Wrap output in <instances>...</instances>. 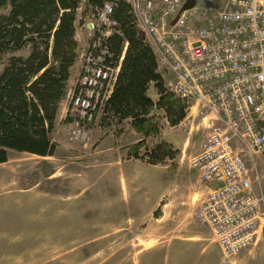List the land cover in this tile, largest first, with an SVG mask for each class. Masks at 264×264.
<instances>
[{
  "label": "built area",
  "instance_id": "obj_1",
  "mask_svg": "<svg viewBox=\"0 0 264 264\" xmlns=\"http://www.w3.org/2000/svg\"><path fill=\"white\" fill-rule=\"evenodd\" d=\"M150 43L168 91L188 105L181 123L206 127L191 168L208 187L198 220L222 253L237 254L257 241L264 192L257 154L264 153V0H125ZM118 0L77 8L86 41L68 91L64 120L72 143L88 141L110 97L123 54L106 61L104 41L116 31ZM76 61V62H77Z\"/></svg>",
  "mask_w": 264,
  "mask_h": 264
},
{
  "label": "rangeland",
  "instance_id": "obj_2",
  "mask_svg": "<svg viewBox=\"0 0 264 264\" xmlns=\"http://www.w3.org/2000/svg\"><path fill=\"white\" fill-rule=\"evenodd\" d=\"M77 35L82 47V26ZM193 112L192 125L167 123V139L180 152L158 166L101 164L104 136L94 126L88 141L54 156L10 151L0 164V264H264V220L254 244L227 256L197 218L207 185L189 158L206 127H197ZM53 132L61 142L69 137L67 126ZM118 140L134 138L125 132ZM255 158L264 192V153Z\"/></svg>",
  "mask_w": 264,
  "mask_h": 264
},
{
  "label": "trees",
  "instance_id": "obj_3",
  "mask_svg": "<svg viewBox=\"0 0 264 264\" xmlns=\"http://www.w3.org/2000/svg\"><path fill=\"white\" fill-rule=\"evenodd\" d=\"M82 1L0 0V164L13 150L56 153L59 144L52 133L79 56ZM113 17L116 31L104 41L106 61L115 65L127 46L113 91L88 128L96 127L103 136L131 133L128 158L164 164L180 152L165 137V126L180 124L188 105L168 91L154 50L125 0L116 2ZM152 83L156 101L148 93ZM154 215L159 217L158 209Z\"/></svg>",
  "mask_w": 264,
  "mask_h": 264
},
{
  "label": "crops",
  "instance_id": "obj_4",
  "mask_svg": "<svg viewBox=\"0 0 264 264\" xmlns=\"http://www.w3.org/2000/svg\"><path fill=\"white\" fill-rule=\"evenodd\" d=\"M77 65H78V61L76 62L75 66L73 68L72 78H73V76H74V74L76 72V69L78 68ZM163 75H164L165 79H167V73L163 72ZM72 78H71V82H72ZM148 93L152 97L153 100H155V101L158 100L159 95H158L157 91L155 90V87H154L153 83L150 85ZM67 103H68V94L62 100V102L60 104L58 115H57L56 127L58 125H61L62 127L66 126V124L64 122V117H65V111H66ZM62 131H65V129H63ZM122 135L123 134L116 136V135L113 134V136L116 138L114 143H112L113 141L109 140L110 135H106V136H104V138H102V140L100 141V144H99V153H100V157H101V164H105V165L112 164V165H117V166H120V165L124 166V165L130 164V163H139V162L143 163V161L140 160V159L128 158V155H127L128 144H122L118 140L119 137H122ZM164 135L167 138V124H166L165 129H164ZM52 136H53V139L57 143H62V145H58L57 146V151H58L59 148H63L65 150H69V148H70V144L69 143H72V142L68 141L67 138L63 142L58 141L56 139V137L54 136V132H53ZM132 141H131V143H132ZM199 149H200V146H199L198 150ZM147 165H152V164H148L147 163ZM158 165H160V164H156L154 166H158ZM130 175H131V177L133 179H136V177H139L138 175H136L134 173H130ZM206 188H207V191H208V187H206ZM147 202H149L148 203V205H149L150 201L148 200ZM169 264H171V262H169Z\"/></svg>",
  "mask_w": 264,
  "mask_h": 264
},
{
  "label": "water",
  "instance_id": "obj_5",
  "mask_svg": "<svg viewBox=\"0 0 264 264\" xmlns=\"http://www.w3.org/2000/svg\"><path fill=\"white\" fill-rule=\"evenodd\" d=\"M193 3H194V0H189L186 6H191L193 5Z\"/></svg>",
  "mask_w": 264,
  "mask_h": 264
},
{
  "label": "bare ground",
  "instance_id": "obj_6",
  "mask_svg": "<svg viewBox=\"0 0 264 264\" xmlns=\"http://www.w3.org/2000/svg\"><path fill=\"white\" fill-rule=\"evenodd\" d=\"M79 15V14H78Z\"/></svg>",
  "mask_w": 264,
  "mask_h": 264
}]
</instances>
